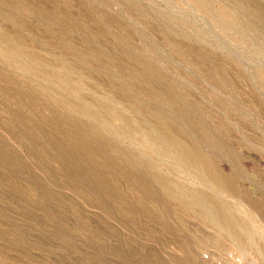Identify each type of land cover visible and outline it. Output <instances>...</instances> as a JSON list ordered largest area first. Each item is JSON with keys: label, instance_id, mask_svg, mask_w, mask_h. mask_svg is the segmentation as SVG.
I'll return each mask as SVG.
<instances>
[{"label": "rangeland", "instance_id": "1", "mask_svg": "<svg viewBox=\"0 0 264 264\" xmlns=\"http://www.w3.org/2000/svg\"><path fill=\"white\" fill-rule=\"evenodd\" d=\"M0 264H264V0H0Z\"/></svg>", "mask_w": 264, "mask_h": 264}, {"label": "bare ground", "instance_id": "2", "mask_svg": "<svg viewBox=\"0 0 264 264\" xmlns=\"http://www.w3.org/2000/svg\"><path fill=\"white\" fill-rule=\"evenodd\" d=\"M189 161V160H188ZM244 229H246L245 227H244ZM243 230V229H242Z\"/></svg>", "mask_w": 264, "mask_h": 264}]
</instances>
